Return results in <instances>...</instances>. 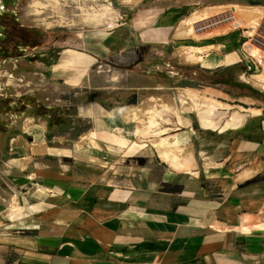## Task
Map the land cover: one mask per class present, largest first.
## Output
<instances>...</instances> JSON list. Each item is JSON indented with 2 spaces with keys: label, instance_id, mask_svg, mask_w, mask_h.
<instances>
[{
  "label": "crops",
  "instance_id": "1",
  "mask_svg": "<svg viewBox=\"0 0 264 264\" xmlns=\"http://www.w3.org/2000/svg\"><path fill=\"white\" fill-rule=\"evenodd\" d=\"M20 2L0 0V67L16 81L0 80V254H13L12 264H264V99L237 126L177 134L189 139L190 169L161 160L135 172L130 155L143 146L131 144V121L115 107L84 117L89 100L76 113L47 103L49 90L83 87L112 43L96 37L64 46L63 37L21 23ZM140 4L124 10L140 43H185L198 54L238 50L234 24L250 29L240 10L255 8L226 0ZM117 129L126 135L108 138Z\"/></svg>",
  "mask_w": 264,
  "mask_h": 264
},
{
  "label": "rangeland",
  "instance_id": "2",
  "mask_svg": "<svg viewBox=\"0 0 264 264\" xmlns=\"http://www.w3.org/2000/svg\"><path fill=\"white\" fill-rule=\"evenodd\" d=\"M34 1H38V5L32 6ZM182 1L183 3H190L194 0ZM213 1L221 2L223 0H211V2ZM108 3H112V7L114 8L113 12H117L121 16L119 22H116L112 27L104 26L105 21H107L106 14L111 11ZM246 6L261 7L264 9L263 5L247 4ZM231 9L228 7L229 12ZM37 10H42V13L37 14ZM124 10H126L125 7L119 4L117 0H22L17 6L21 23L35 28L40 33L63 37L62 44L64 46L79 44L82 46L83 43H91L96 37H101L99 39L107 38V41L112 43L109 47L110 50H105L100 55L102 58L92 69L88 81L83 87L69 89L63 92L57 89L49 90L47 92L49 102L47 103L53 109L65 108L66 111L76 113L77 107L82 106L81 102H84L83 100H89L86 102L90 106H82L80 108L79 113L84 117L99 114L101 111L100 107L103 108L106 105L108 107L110 105L115 107L120 117L131 121L128 124L130 128L128 138L131 144L137 142L143 146L137 153L130 155L132 159L128 163L131 164L130 166L133 168V171L137 172L144 167L146 168L152 165H165V162L162 163L163 159L161 155L153 147L154 141L160 137H176L177 134L188 130L197 131L204 129L214 131L213 129L202 128L200 124L201 111L197 107L196 101L183 93L185 90L193 92L203 98H209L216 103H221L225 105V108H228L219 107L218 110L214 111L213 119L218 126H222L230 118H238L241 120L244 115L259 113L254 108L261 106V98L243 96L239 92L237 93L236 90L231 91L225 85H215L214 83L216 80L221 79L218 76L221 75L226 80L230 79L234 82L248 85L250 89L264 94L261 84H256L254 82L255 80L248 81L247 77H244V74L247 72L246 64L244 63L245 65H243V62H240L235 51L220 54V50L216 47L209 52L203 53L202 51L198 54L195 50H192L194 56H205V58L207 57L206 55L211 56L206 59L204 58V62L185 61L180 56V51L186 48V46H189L185 43H177L164 47L140 43L136 39V36L130 32L126 24H124L127 15V13H124ZM251 10L253 12L246 9L240 10V14L244 15L245 23L250 28L253 26V19L258 20V24L254 30L245 28V31L250 32L255 38L251 42L252 53H256L258 51L257 48H259L264 55V11L259 12L254 8ZM227 13L222 15L226 16ZM84 14H88V16ZM89 15H96L97 18L90 17ZM196 17L199 16L194 15L193 18ZM1 21H3V27L8 29L14 28L12 25L6 24L4 20ZM47 21H75L77 23L71 27L62 26V24L48 27L46 25ZM100 22L102 23L101 27H92ZM207 25L211 26L212 23H208ZM230 26L232 29L233 24H230ZM200 28L198 27L197 29ZM239 31L241 34V30ZM114 32L116 34L119 33L118 37L114 38ZM262 62L263 69L260 68L258 74H261L264 79V59ZM1 81L11 86L16 85V81L13 79L12 81L14 83L10 82L9 77H5ZM26 90L27 88H21L20 92L24 93ZM155 99L158 100L157 103L167 105L169 108L174 106L176 113L181 117L182 121L170 110L171 108L168 110L158 108L161 119L159 120L157 116L154 119L158 118L157 121L162 124L157 129H169L163 134L164 136L155 135L154 132L156 129L154 128L150 131L136 134L135 131L139 127L145 126L149 115H143L142 118L144 116L145 118L142 123L138 120H130L127 115L128 109L138 106L143 109L146 108V113L149 111L147 108L149 104H155ZM155 112L157 113V111ZM186 122H189V124L186 125ZM80 123L82 125L86 124L81 121ZM90 123H95L94 128H100V123H97V121H90ZM88 126L90 124H87ZM121 130H116V133L109 134L108 138H114L115 135L116 137L126 135ZM99 132V130L94 132V135L97 136ZM188 140L185 142L177 140L179 145L184 147L183 154L185 152L187 153V147L190 145V143L188 144ZM120 154H125V152L123 151ZM13 208L15 206L10 208L8 213H16L13 210L18 211L17 207V209ZM13 259V254H0V264H12Z\"/></svg>",
  "mask_w": 264,
  "mask_h": 264
},
{
  "label": "bare ground",
  "instance_id": "3",
  "mask_svg": "<svg viewBox=\"0 0 264 264\" xmlns=\"http://www.w3.org/2000/svg\"><path fill=\"white\" fill-rule=\"evenodd\" d=\"M54 1H56V0H54ZM132 2H134V1L132 0ZM38 3H39L38 1H34L32 3V6L38 5ZM54 3H56V2H54ZM108 5H109L111 11L106 14L107 21H105L104 26L112 27L114 24H116V22H119L121 16L118 15L117 12L116 13L113 12L114 11V8L111 6V3H108ZM37 8H40V7H37ZM254 9L257 10V11H259V12H261V10L264 11V9L261 8V7H255ZM36 13L37 14H40V13H42V10L41 11L40 10H37ZM84 15L85 16H88V14H84ZM89 16L90 17H93V18H97L96 15H89ZM193 17L192 18H187L186 20H184L181 23V27L178 30L179 31L178 32V35L179 36L182 34V31H183V29H185V26H188L189 24H191L194 21H196L197 19H199L198 17H196V18H193ZM101 22L99 24H97V25L92 26V27H99V26L101 27V25H102ZM76 23H75V21H61V22H56V21L55 22H48L47 21L46 22V25L48 27H50V26L53 27V26H57L58 24H62V26L71 27V26H74ZM252 24H253V26L250 29L254 30L256 28L257 24H258V22L256 21V19H253ZM189 27L191 28V26H189ZM248 35H251L250 32H248ZM223 49L224 48L221 47V50H223ZM192 50H194V48H191V47L190 48H187L186 47V48H184V49H182L180 51V56H182L185 59V61H191V62H193V61H199V62L200 61H203L204 62V60L206 58H208V57L211 56V55L210 56L209 55H206L207 56L206 58H205V56H194L192 54ZM12 80L13 79L9 78V81L10 82H14ZM249 80H253V81L255 80L254 82L256 84H261L264 87V79L262 78V75L261 74L259 76L249 77ZM183 93L187 97H191L192 100L194 99L196 101L197 107L201 111V115H202L201 116V120H200V122H201L200 124H201L202 128H205V129H213V130H217V129L218 130L219 129L224 130V129H226L228 127H231V126H237L239 124V122L241 121L238 118H230L222 126H218L216 124V122L214 121V119H213L214 111L215 110H218L219 107L225 108V105H222L221 103L220 104L219 103H216V102H214L213 100H211L209 98L208 99L205 98V97L203 98V97H201V96H199V95H197V94H195L193 92L187 91V90L183 91ZM154 101H155V104H153V105L152 104H149V106L147 107L149 111L146 112V113H145V109L146 108L143 109V108L138 107V106L131 107V108L128 109V113L129 114L127 113V115H128V117H129L130 120L131 119L132 120H138L139 122L142 123V122H144L143 119L145 118V116H144V118H142L143 115H147V114L149 115L148 118H147V121L145 122V126L144 127H139L135 131L136 134L137 133H144V132L150 131L151 129L154 128V129H156L155 132H154L155 135H158L159 136V135H163L164 133H166L169 130L167 128L157 129L162 124V123L160 124V122L157 121L158 118H159V120L161 119V116L159 115L160 110L158 108L167 109V110L171 108L170 110L174 114L177 115V117L179 118L180 121H182L181 117L176 113V110H175L176 108L174 106H172V107L169 108V107H167V105H163V104L157 103V101H158L157 99H155ZM225 109H228V108H225ZM155 111H157V113ZM150 115L151 116L153 115V116L151 117ZM155 116H157L158 118L157 119H154ZM182 124H183V122H182ZM185 124L188 125L189 122H186ZM151 133H153V132H151ZM153 147L161 155V157L163 159V162L167 163L170 166V168L172 167L173 169L183 170L184 171V170L190 169L191 166L193 165L192 151L191 150H188L187 153L185 152V154H183L184 153V147H181L179 145V143L177 142V139L175 138V136H168V137H165L164 136V137H160L156 141H154Z\"/></svg>",
  "mask_w": 264,
  "mask_h": 264
},
{
  "label": "built area",
  "instance_id": "4",
  "mask_svg": "<svg viewBox=\"0 0 264 264\" xmlns=\"http://www.w3.org/2000/svg\"><path fill=\"white\" fill-rule=\"evenodd\" d=\"M117 1L119 4L123 5L126 10H134L135 7H139L141 5L140 3L143 0H133L134 2H132V0H117ZM111 6H113L112 3H111ZM234 27L235 29L241 30V41H242L241 47L237 51H235V54L238 55L240 62H243L246 64L247 72L246 74H244V77L246 76L247 80L251 81L249 80V77L260 75L258 74V72L260 71V68L263 69L262 60L264 59V55H263V52L259 48H257L258 51L256 53H252L251 42L255 38L252 35H248V32L245 31V28L240 27L238 24L234 25ZM248 63L253 66V69H250V67L248 66ZM5 77H9L13 79L11 75L5 73V71L0 67V80ZM262 89L264 90V87H262ZM26 126L27 124L25 122V125L23 128H25Z\"/></svg>",
  "mask_w": 264,
  "mask_h": 264
},
{
  "label": "trees",
  "instance_id": "5",
  "mask_svg": "<svg viewBox=\"0 0 264 264\" xmlns=\"http://www.w3.org/2000/svg\"><path fill=\"white\" fill-rule=\"evenodd\" d=\"M227 2H239V3H243V4H248V5H263L264 6V0H226ZM243 65H245L243 63ZM219 78L216 80L214 83L216 84H222L225 85L227 87L230 88V90L235 91L239 94H242L243 96H249V97H255V98H261L264 99V94L263 93H259L257 91H254L252 89H250V87L248 85L242 84V83H237L234 82L232 80H226L224 77H222L221 75H218Z\"/></svg>",
  "mask_w": 264,
  "mask_h": 264
},
{
  "label": "water",
  "instance_id": "6",
  "mask_svg": "<svg viewBox=\"0 0 264 264\" xmlns=\"http://www.w3.org/2000/svg\"><path fill=\"white\" fill-rule=\"evenodd\" d=\"M248 66L250 67V69H253V66L251 64L248 63Z\"/></svg>",
  "mask_w": 264,
  "mask_h": 264
}]
</instances>
